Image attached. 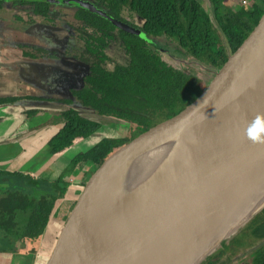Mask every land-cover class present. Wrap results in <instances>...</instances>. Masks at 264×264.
<instances>
[{
    "label": "water",
    "instance_id": "95a60500",
    "mask_svg": "<svg viewBox=\"0 0 264 264\" xmlns=\"http://www.w3.org/2000/svg\"><path fill=\"white\" fill-rule=\"evenodd\" d=\"M40 1L88 9L129 33L143 34L88 0ZM204 106L205 116L196 119L197 131L179 154L121 187L129 178L122 158L135 145L180 119L196 117ZM257 113H264V0L244 38L207 82L105 148L46 264H87L122 240L125 245L108 264H199L264 202L231 221L241 195L264 172L259 165L264 144L244 135Z\"/></svg>",
    "mask_w": 264,
    "mask_h": 264
},
{
    "label": "trees",
    "instance_id": "16d2710c",
    "mask_svg": "<svg viewBox=\"0 0 264 264\" xmlns=\"http://www.w3.org/2000/svg\"><path fill=\"white\" fill-rule=\"evenodd\" d=\"M109 15L143 34L129 33L107 17L65 2L0 0V10L16 8L20 24L41 21L66 33L63 52L81 70L78 88L61 99L70 105L65 120L50 139L53 154L69 148L77 139L101 129L79 109L97 116L115 117L133 127L194 92L212 76H192L172 65L159 52L156 40L164 37L184 55L218 69L251 27L262 0L250 8L223 10L224 0H210L215 24L198 0H88ZM54 3L65 6L54 7ZM139 16L141 23H135ZM33 55L50 53L32 47ZM20 97L2 96L0 104ZM35 112L30 109L27 115ZM102 154V153H100ZM20 176H25L16 173ZM26 177V176H25ZM30 205L25 192L8 190L0 202V226L14 229ZM264 264V209H259L223 239L199 264Z\"/></svg>",
    "mask_w": 264,
    "mask_h": 264
},
{
    "label": "crops",
    "instance_id": "0c3cea01",
    "mask_svg": "<svg viewBox=\"0 0 264 264\" xmlns=\"http://www.w3.org/2000/svg\"><path fill=\"white\" fill-rule=\"evenodd\" d=\"M211 16L210 0H198ZM257 0H224L232 11ZM16 8L0 10V182L25 192L30 205L14 229L0 227V264H46L71 207L100 156V142L77 139L53 154L51 137L70 105L61 101L80 85L81 70L63 54L66 33L41 21L20 24ZM32 47L50 52L33 55ZM30 109L35 112L27 115ZM20 173L25 176H20ZM17 181H11L16 180ZM1 194V193H0Z\"/></svg>",
    "mask_w": 264,
    "mask_h": 264
},
{
    "label": "bare ground",
    "instance_id": "6f19581e",
    "mask_svg": "<svg viewBox=\"0 0 264 264\" xmlns=\"http://www.w3.org/2000/svg\"><path fill=\"white\" fill-rule=\"evenodd\" d=\"M206 110L204 106L197 111L196 117L188 116L180 119L135 145L122 158V163L127 169L129 178L122 179L121 187L128 188L134 185L137 183L134 178L159 169L175 157L173 153L175 155L179 154L189 144L192 136L197 131L198 124L196 119H202L206 114ZM173 147L174 149L172 150ZM259 165L264 167V162ZM263 199L264 172L251 182L241 195L233 210L231 221H238ZM125 243L126 240H122L113 244L105 253L97 255L87 264H108Z\"/></svg>",
    "mask_w": 264,
    "mask_h": 264
},
{
    "label": "rangeland",
    "instance_id": "374dc122",
    "mask_svg": "<svg viewBox=\"0 0 264 264\" xmlns=\"http://www.w3.org/2000/svg\"><path fill=\"white\" fill-rule=\"evenodd\" d=\"M223 4H224V7H221V11L228 10V9L231 10L229 6L225 4V2ZM53 5L54 7L65 6L59 3H54ZM209 13L211 14L212 24L214 25L215 20L213 17L212 10L209 9ZM134 21L135 23H138V24L141 23L140 17L136 15L134 17ZM32 26L33 25H31V27ZM156 43H157L159 52L168 62H170L172 65L176 67L183 69L184 71H186L192 76H195V77L200 76V75L212 76L214 72L216 71L215 69H211L207 65L195 60L194 58L184 55L180 50L176 48L173 42L165 39L164 37L157 39ZM79 110L85 113L86 115H88L91 119L93 120L99 119L101 122V129L89 135L87 137L88 139L85 140V142L89 140L90 144L95 143V142H100V145H99L100 153H102L105 150V148L115 138H117L125 130L130 128V123L127 121H123L115 117H106V116L99 118V116H97L90 108H87V107L85 108L81 107ZM173 154L174 156H176L175 153ZM17 180L18 179L11 180V181H17ZM259 209H264V202L257 208V210Z\"/></svg>",
    "mask_w": 264,
    "mask_h": 264
},
{
    "label": "clouds",
    "instance_id": "9594fccd",
    "mask_svg": "<svg viewBox=\"0 0 264 264\" xmlns=\"http://www.w3.org/2000/svg\"><path fill=\"white\" fill-rule=\"evenodd\" d=\"M244 135L253 144H264V113H257L247 122Z\"/></svg>",
    "mask_w": 264,
    "mask_h": 264
},
{
    "label": "flooded vegetation",
    "instance_id": "af4514ba",
    "mask_svg": "<svg viewBox=\"0 0 264 264\" xmlns=\"http://www.w3.org/2000/svg\"><path fill=\"white\" fill-rule=\"evenodd\" d=\"M2 183L3 185L0 187V193L2 191V194H1V198L3 197V195L5 194L6 191L8 190H19V191H22L20 189H14V188H8L7 184L3 183V182H0ZM23 192V191H22ZM0 202H1V199H0ZM2 227V226H0Z\"/></svg>",
    "mask_w": 264,
    "mask_h": 264
},
{
    "label": "built area",
    "instance_id": "2783aa9c",
    "mask_svg": "<svg viewBox=\"0 0 264 264\" xmlns=\"http://www.w3.org/2000/svg\"><path fill=\"white\" fill-rule=\"evenodd\" d=\"M243 2H245V0H243Z\"/></svg>",
    "mask_w": 264,
    "mask_h": 264
}]
</instances>
